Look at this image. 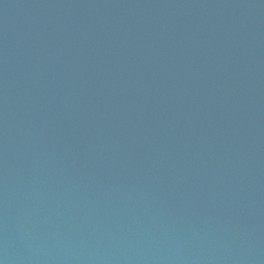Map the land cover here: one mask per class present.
Returning a JSON list of instances; mask_svg holds the SVG:
<instances>
[{"label": "water", "instance_id": "water-1", "mask_svg": "<svg viewBox=\"0 0 264 264\" xmlns=\"http://www.w3.org/2000/svg\"><path fill=\"white\" fill-rule=\"evenodd\" d=\"M0 264H264V0H0Z\"/></svg>", "mask_w": 264, "mask_h": 264}]
</instances>
